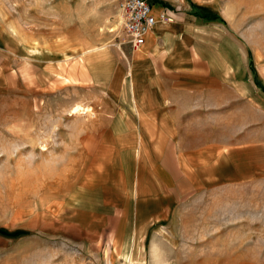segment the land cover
I'll use <instances>...</instances> for the list:
<instances>
[{
	"label": "rangeland",
	"instance_id": "374dc122",
	"mask_svg": "<svg viewBox=\"0 0 264 264\" xmlns=\"http://www.w3.org/2000/svg\"><path fill=\"white\" fill-rule=\"evenodd\" d=\"M119 4L0 0V264H264V179L179 191L156 224L132 213L118 229L103 204L122 191H81L100 160L109 51L128 45ZM201 5L264 66V0Z\"/></svg>",
	"mask_w": 264,
	"mask_h": 264
},
{
	"label": "crops",
	"instance_id": "0c3cea01",
	"mask_svg": "<svg viewBox=\"0 0 264 264\" xmlns=\"http://www.w3.org/2000/svg\"><path fill=\"white\" fill-rule=\"evenodd\" d=\"M150 3L157 23L145 44L109 51L106 65L107 125L91 142L102 149L100 160L81 189L122 191V201L103 204L104 229H118L132 213L156 224L179 191L264 179V66L257 49L243 48L240 34L209 16L201 0ZM165 9L174 11L170 22L159 20ZM91 66L98 79L99 65ZM97 208L94 202L85 210Z\"/></svg>",
	"mask_w": 264,
	"mask_h": 264
},
{
	"label": "built area",
	"instance_id": "2783aa9c",
	"mask_svg": "<svg viewBox=\"0 0 264 264\" xmlns=\"http://www.w3.org/2000/svg\"><path fill=\"white\" fill-rule=\"evenodd\" d=\"M119 8L124 43L136 50L145 44L147 34L157 23L153 6L150 0H120ZM173 15L174 11L165 9L160 13L159 20L170 22Z\"/></svg>",
	"mask_w": 264,
	"mask_h": 264
},
{
	"label": "bare ground",
	"instance_id": "6f19581e",
	"mask_svg": "<svg viewBox=\"0 0 264 264\" xmlns=\"http://www.w3.org/2000/svg\"><path fill=\"white\" fill-rule=\"evenodd\" d=\"M91 111L90 108H85L82 106H77L72 109L70 112L71 115H82V114H88V112Z\"/></svg>",
	"mask_w": 264,
	"mask_h": 264
}]
</instances>
